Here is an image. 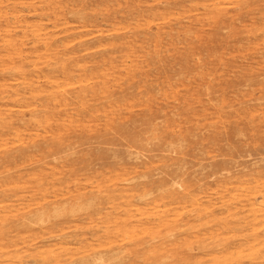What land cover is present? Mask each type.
Segmentation results:
<instances>
[{
    "label": "rangeland",
    "instance_id": "obj_1",
    "mask_svg": "<svg viewBox=\"0 0 264 264\" xmlns=\"http://www.w3.org/2000/svg\"><path fill=\"white\" fill-rule=\"evenodd\" d=\"M84 261L264 264V0H0V264Z\"/></svg>",
    "mask_w": 264,
    "mask_h": 264
},
{
    "label": "bare ground",
    "instance_id": "obj_2",
    "mask_svg": "<svg viewBox=\"0 0 264 264\" xmlns=\"http://www.w3.org/2000/svg\"><path fill=\"white\" fill-rule=\"evenodd\" d=\"M31 90V89H30ZM33 90H34V88H33ZM31 92V91H30ZM85 95V94H84ZM28 98V97H27ZM46 98V97H45ZM24 100H27V99H24ZM48 102V101H47ZM7 122V121H6ZM172 144V143H171ZM3 210H4V208H3ZM37 214H39L38 212H32V211H30L29 213H27V214H25L24 216H23V218H22V220L21 221H19L18 223H20V224H22V225H30V224H32V222H33V220L35 219V218H38V217H36L37 216ZM35 216V217H34ZM41 218V217H40ZM173 222H174V220H172V219H167V218H165V219H163V221H160V223H163V224H168V225H173ZM116 251V250H115ZM114 253V252H113ZM48 259V257H46V258H44V260H47ZM227 262V261H226ZM83 264H90L89 262H86V261H84V263ZM94 264H96V262L94 263Z\"/></svg>",
    "mask_w": 264,
    "mask_h": 264
}]
</instances>
